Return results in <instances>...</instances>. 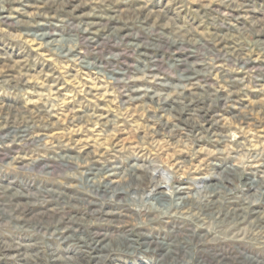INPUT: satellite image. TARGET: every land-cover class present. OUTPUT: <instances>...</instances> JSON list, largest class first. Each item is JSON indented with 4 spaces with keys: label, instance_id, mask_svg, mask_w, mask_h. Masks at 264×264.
Returning <instances> with one entry per match:
<instances>
[{
    "label": "clouds",
    "instance_id": "9594fccd",
    "mask_svg": "<svg viewBox=\"0 0 264 264\" xmlns=\"http://www.w3.org/2000/svg\"><path fill=\"white\" fill-rule=\"evenodd\" d=\"M0 264H264V0H0Z\"/></svg>",
    "mask_w": 264,
    "mask_h": 264
}]
</instances>
